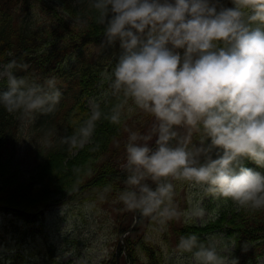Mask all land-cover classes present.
<instances>
[{
    "label": "clouds",
    "instance_id": "1",
    "mask_svg": "<svg viewBox=\"0 0 264 264\" xmlns=\"http://www.w3.org/2000/svg\"><path fill=\"white\" fill-rule=\"evenodd\" d=\"M231 2L91 0L103 26L100 48L119 47L107 77L111 94L131 101L129 112L154 119L150 133L130 131L125 144L127 187L118 199L126 209L161 223L176 217L173 181L264 209V173L244 166L247 159L264 169V0ZM18 68L28 65L13 59L0 71L7 84L0 106L33 120L55 111L62 96L56 78L39 82L17 76ZM89 107L61 138L69 150L91 143L102 117L121 121L123 104L105 114L93 98ZM177 250L192 264H226L214 241L195 234L181 236Z\"/></svg>",
    "mask_w": 264,
    "mask_h": 264
},
{
    "label": "trees",
    "instance_id": "2",
    "mask_svg": "<svg viewBox=\"0 0 264 264\" xmlns=\"http://www.w3.org/2000/svg\"><path fill=\"white\" fill-rule=\"evenodd\" d=\"M90 5L91 0H0V70L15 59L28 65L27 70L16 69L17 76L39 82L55 77L62 93L55 111L37 113L34 120L0 106L1 225L3 236L10 235L17 244L16 251L5 256L10 264H70L57 258L49 242L38 255L25 253V239L41 232V225H36L39 214L52 204L88 203L113 211L117 203L131 215L127 224L122 217L123 222L116 225L118 236L134 219V211L118 199L127 187L125 144L130 131H147L153 118L139 109L129 112V107H134L131 101H125L122 94H111L107 77L119 47L113 58V53H84L103 39V26L96 23L97 13ZM77 17L82 22H77ZM6 89V80L0 79V92ZM93 98L101 102L105 114L113 105L123 104L121 121L113 124L102 117L92 142L69 150L61 138L70 136L90 115L88 99ZM244 166L264 173L250 160H244ZM173 183L178 215L161 223L138 212L136 224L118 246L126 264H164L166 253L179 252V238L189 234L205 243L214 241L219 254L228 257V264L234 260L257 264L264 257V209L223 206L204 224L187 222L183 218L187 201L179 191L187 182ZM163 246H168L166 253ZM222 247H229L227 253Z\"/></svg>",
    "mask_w": 264,
    "mask_h": 264
},
{
    "label": "rangeland",
    "instance_id": "3",
    "mask_svg": "<svg viewBox=\"0 0 264 264\" xmlns=\"http://www.w3.org/2000/svg\"><path fill=\"white\" fill-rule=\"evenodd\" d=\"M220 3L225 7L233 6L231 0H220ZM115 48H118V44ZM115 48L101 49L100 44L91 45L85 49L84 53L92 52L102 55L113 53V58ZM102 92L104 89L96 95L99 96ZM153 123L154 119L150 122L147 131L143 130L140 133L142 135L150 133ZM154 139L155 137L153 141ZM181 187L180 194L187 201L183 217L187 222L204 224L214 218L221 207L230 209L239 206L230 199L208 193L203 187L190 182H187L186 187ZM2 216L0 214V232L3 236L5 229L1 228ZM122 217H125L124 224L131 219V215L129 213L126 215L122 207H117V203L113 211L101 210L88 203L52 204L40 213L36 223V225H41V232L36 233L32 238H26L23 246L27 255L30 253L38 255L44 248V243L49 242L53 245L57 258L63 262L68 261L70 264H114V262L115 264H126L124 255L119 251L116 253L119 236L115 227L123 222ZM213 239L216 243L219 242L218 237H213ZM16 246L17 244L10 235L0 237V264H10V260L5 259V256L12 254ZM163 247L166 253L168 246ZM228 248L222 247L221 251L227 253ZM223 258L228 264V257ZM164 264H192V261L190 256L170 251L166 253Z\"/></svg>",
    "mask_w": 264,
    "mask_h": 264
},
{
    "label": "water",
    "instance_id": "4",
    "mask_svg": "<svg viewBox=\"0 0 264 264\" xmlns=\"http://www.w3.org/2000/svg\"><path fill=\"white\" fill-rule=\"evenodd\" d=\"M136 221H137V211H135V220H134V224H135ZM134 224H133L131 227H129L127 230H130V229L134 226Z\"/></svg>",
    "mask_w": 264,
    "mask_h": 264
}]
</instances>
